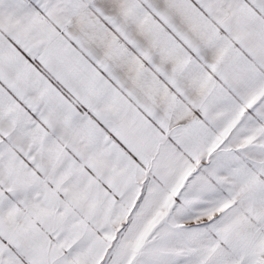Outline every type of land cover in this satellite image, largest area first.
<instances>
[{
	"label": "snow or ice",
	"instance_id": "1",
	"mask_svg": "<svg viewBox=\"0 0 264 264\" xmlns=\"http://www.w3.org/2000/svg\"><path fill=\"white\" fill-rule=\"evenodd\" d=\"M0 264H264V0H0Z\"/></svg>",
	"mask_w": 264,
	"mask_h": 264
}]
</instances>
